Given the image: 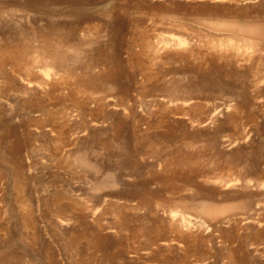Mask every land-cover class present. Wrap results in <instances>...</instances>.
<instances>
[{
  "label": "rangeland",
  "instance_id": "1",
  "mask_svg": "<svg viewBox=\"0 0 264 264\" xmlns=\"http://www.w3.org/2000/svg\"><path fill=\"white\" fill-rule=\"evenodd\" d=\"M263 19L0 0V264H264Z\"/></svg>",
  "mask_w": 264,
  "mask_h": 264
},
{
  "label": "bare ground",
  "instance_id": "2",
  "mask_svg": "<svg viewBox=\"0 0 264 264\" xmlns=\"http://www.w3.org/2000/svg\"><path fill=\"white\" fill-rule=\"evenodd\" d=\"M234 1H236V0H234ZM256 28H258V31L255 30ZM259 30H260V32L264 33V19L261 20L259 24L253 25L249 30L245 31V33H250L251 32L250 34L259 36L260 35Z\"/></svg>",
  "mask_w": 264,
  "mask_h": 264
}]
</instances>
